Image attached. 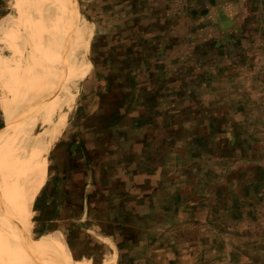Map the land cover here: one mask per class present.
Returning a JSON list of instances; mask_svg holds the SVG:
<instances>
[{"label": "rangeland", "instance_id": "374dc122", "mask_svg": "<svg viewBox=\"0 0 264 264\" xmlns=\"http://www.w3.org/2000/svg\"><path fill=\"white\" fill-rule=\"evenodd\" d=\"M27 5L73 13L92 64L26 218L48 264H94L71 224L103 264H264V0H0V142L54 69ZM23 187L0 160V204ZM24 259L0 224V264Z\"/></svg>", "mask_w": 264, "mask_h": 264}, {"label": "bare ground", "instance_id": "6f19581e", "mask_svg": "<svg viewBox=\"0 0 264 264\" xmlns=\"http://www.w3.org/2000/svg\"><path fill=\"white\" fill-rule=\"evenodd\" d=\"M15 13L19 19L35 20L41 25L50 39L48 51L54 69L51 84L25 104L9 136L0 142V160H4L7 167L22 159L31 145L40 148L14 208L3 211L0 207V224L12 234L18 252L25 257L19 264H46L28 231L26 213L46 181L50 147L66 128L70 106L78 101L82 80L92 64L86 56L73 13L41 5H28Z\"/></svg>", "mask_w": 264, "mask_h": 264}, {"label": "crops", "instance_id": "0c3cea01", "mask_svg": "<svg viewBox=\"0 0 264 264\" xmlns=\"http://www.w3.org/2000/svg\"><path fill=\"white\" fill-rule=\"evenodd\" d=\"M23 7H25V6H23ZM2 16L4 17V15L1 14L0 18H3ZM44 88H46V87H43V86L39 87L38 83L34 84L33 87L31 89L26 90L19 99L25 98V99H28L30 101V100L34 99L37 96V94L39 92H41ZM29 101H27V102H29ZM20 106H22V105H20ZM16 108H17V106H12V107H8L6 110H2L3 111L2 114H4V117L6 120V129H5L6 132L8 130L12 129V127L15 125L16 116H17V114H19L18 111L16 110ZM35 161L36 160H34L32 158V156H24L15 165L7 167L8 171H9V176L11 177V182L13 183V186H15V183H17V182H18V184H20V186L23 184L25 185V183H26V181L30 175V172L34 166ZM104 185L107 186L106 183H104ZM67 190H70V189L68 188ZM34 199H33L32 203H31V205L27 211L26 218H27L28 214L31 215ZM16 203H17V201L14 200V198H11L10 196H8V197H6L4 205L3 206L1 204L0 205H1V208L4 207V210L8 211V210H12L14 208V206L16 205ZM41 204H42V200L36 204L34 209L40 211ZM37 219H38V217L36 215L34 220L36 221ZM118 221L117 220H113V221L111 220L106 225H100L101 229L99 231L102 233V236L112 237V239L115 240V235L118 234V232H120L122 229V225ZM51 225H52L51 226L52 228H55L54 223H52ZM36 227H37V224H34V230L35 231H37ZM67 230H68V232L66 233L64 239H65L68 247L70 248L72 257L74 259H89L94 264H103L105 262L106 258L103 256L104 245L102 244V242H98L97 240H93V239L89 240V242L92 244L86 246V252H82L79 254V253L75 252V250H74L75 239L72 238V236L70 234V233L78 230V225L71 224V226H69ZM39 235H42V234H39ZM39 235H33V236L37 237ZM115 241H114V243L117 245L118 241L117 240H115ZM34 244H36V243H34ZM35 246L37 247V245H35ZM37 249H38V247H37ZM38 251L40 252L39 249H38ZM112 255H113V258L116 259V257H117L116 252H114V254H112ZM43 257L46 259V257L44 255H43ZM46 261H47V259H46ZM47 264H48V261H47Z\"/></svg>", "mask_w": 264, "mask_h": 264}]
</instances>
